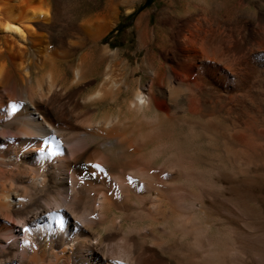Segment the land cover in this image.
<instances>
[{
    "label": "bare ground",
    "instance_id": "bare-ground-1",
    "mask_svg": "<svg viewBox=\"0 0 264 264\" xmlns=\"http://www.w3.org/2000/svg\"><path fill=\"white\" fill-rule=\"evenodd\" d=\"M126 1L77 19L71 0H0V213L51 240L38 238L28 264H75L81 250L87 264H228L230 249L200 240L194 194L167 169L164 124L179 113L194 119V85L169 70L185 53L170 35L176 0H166L157 46L145 43L148 14L137 19L135 51L144 56L135 62L129 48L101 46ZM227 4L222 15L236 9ZM240 247L264 258L254 244Z\"/></svg>",
    "mask_w": 264,
    "mask_h": 264
},
{
    "label": "rangeland",
    "instance_id": "rangeland-1",
    "mask_svg": "<svg viewBox=\"0 0 264 264\" xmlns=\"http://www.w3.org/2000/svg\"><path fill=\"white\" fill-rule=\"evenodd\" d=\"M71 1V11L81 19L89 11L101 12L121 0ZM145 2L127 0L116 28L101 46L129 48L131 59L141 61L144 52L135 51L134 27L142 14H148L145 43L161 44L166 35V0H152L140 11ZM225 3L235 4L229 15L220 13ZM175 4L178 19L170 28L171 40L185 53L180 56L183 66L169 64V70L176 79L194 85V119L179 113L178 122L164 124L170 136L164 146L169 149L167 169L176 175V184L194 194V224L207 234V239L201 235L200 240L217 253L230 249L228 264H264L263 256L241 253L240 247L245 242L264 251V0H176ZM196 6L201 7L200 12H195ZM189 61L194 65L191 72L185 71ZM141 76L138 72L135 78ZM184 100L190 107L187 92ZM13 219L14 225L10 223ZM47 220L44 223L49 224ZM64 222L68 224L66 218ZM21 225L22 220L12 213H0V264H28L38 238L44 236L46 244L51 241L33 224ZM59 228L54 223L51 233ZM132 228L127 224L124 230ZM7 237L8 242L4 241ZM194 249L197 255L200 248ZM79 253H74L75 264L91 259L83 250ZM47 263L48 257L42 264Z\"/></svg>",
    "mask_w": 264,
    "mask_h": 264
},
{
    "label": "trees",
    "instance_id": "trees-1",
    "mask_svg": "<svg viewBox=\"0 0 264 264\" xmlns=\"http://www.w3.org/2000/svg\"><path fill=\"white\" fill-rule=\"evenodd\" d=\"M151 1H152V0H146V2L144 3V5H142V6L139 8V10L141 11V10H143L145 7L149 6V5L152 3ZM136 14H137V12L134 13V14H132V16H130V17H134Z\"/></svg>",
    "mask_w": 264,
    "mask_h": 264
}]
</instances>
